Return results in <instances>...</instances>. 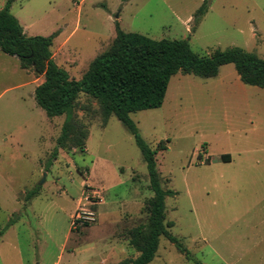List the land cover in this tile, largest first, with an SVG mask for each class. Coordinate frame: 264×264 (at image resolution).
Segmentation results:
<instances>
[{"label":"rangeland","instance_id":"374dc122","mask_svg":"<svg viewBox=\"0 0 264 264\" xmlns=\"http://www.w3.org/2000/svg\"><path fill=\"white\" fill-rule=\"evenodd\" d=\"M203 1L14 0L10 12L26 36L56 33L53 60L76 81L110 46L116 22L154 40L188 39L200 56L236 47L264 60V0H210L195 23ZM42 78L0 51V264H100L106 245L146 221V164L122 123L112 115L104 125L82 93L75 113L88 128L85 151L57 148L64 116L36 105ZM130 118L152 149L169 139L155 155L161 185L174 193L165 221L191 257L160 237L149 264H264V88L241 82L232 64L210 78L179 72L160 107ZM79 207L96 210V222L71 229ZM108 255L106 264L124 257Z\"/></svg>","mask_w":264,"mask_h":264},{"label":"trees","instance_id":"16d2710c","mask_svg":"<svg viewBox=\"0 0 264 264\" xmlns=\"http://www.w3.org/2000/svg\"><path fill=\"white\" fill-rule=\"evenodd\" d=\"M13 1L6 0L0 9V51L17 57L21 69H31L34 75L43 77L34 89V100L47 117L64 116L56 139L57 148L85 151L88 128L75 113L78 96L82 93L96 101L104 125L112 115L122 123L145 161L153 195L145 204L146 221L126 232L128 245L138 255L117 264H149L156 255L160 237L190 259L189 252L168 231L172 224L165 221V198L174 193L162 187L155 155L167 149L169 139L160 141L156 149H152L138 134L130 114L160 107L170 78L179 72L210 78L217 75L220 66L232 64L241 82L264 88V60L236 47L200 56L192 51L188 39L154 40L139 33L124 32L116 22L110 46L93 59L87 72L76 81L69 79L67 72L53 60L51 47L56 33L47 37L26 36L10 12ZM209 2L204 0L196 10L195 23L205 15ZM222 159L229 162L228 155ZM35 194L36 191H31L25 198ZM12 224L10 220L5 228Z\"/></svg>","mask_w":264,"mask_h":264},{"label":"crops","instance_id":"0c3cea01","mask_svg":"<svg viewBox=\"0 0 264 264\" xmlns=\"http://www.w3.org/2000/svg\"><path fill=\"white\" fill-rule=\"evenodd\" d=\"M43 81V78L42 79H39V83L38 84H36L35 85V87L37 86V85H39L41 82ZM24 192V191H23ZM115 242H118V241H115ZM131 249H133L132 247H130L129 245H128V242H127V240H121L120 241V243L119 244H114L113 245V243H110L109 245H106L105 246V249L103 250V258H102V260L100 261V264H106V262H107V260L109 259V255H108V253L110 252V253H113V252H116V251H118L119 252V257L121 256V255H124V257L123 258H119L117 261H115L113 264H117V263H119L120 261H122V260H124V259H126V258H135L137 255H138V253L134 250V253H131L130 252V250ZM84 250V249H83ZM82 249H80L79 251L81 252V251H83ZM69 254L71 255V256H73L74 258L76 257L75 255H74V252H72L71 250H69ZM79 255H80V253H79ZM156 256V255H155ZM155 258V257H154ZM153 258V259H154ZM69 264H87L85 261H76V260H70L69 261ZM94 264H96V263H94Z\"/></svg>","mask_w":264,"mask_h":264},{"label":"built area","instance_id":"2783aa9c","mask_svg":"<svg viewBox=\"0 0 264 264\" xmlns=\"http://www.w3.org/2000/svg\"><path fill=\"white\" fill-rule=\"evenodd\" d=\"M96 222V210L90 207H79L71 217V229H77Z\"/></svg>","mask_w":264,"mask_h":264},{"label":"water","instance_id":"95a60500","mask_svg":"<svg viewBox=\"0 0 264 264\" xmlns=\"http://www.w3.org/2000/svg\"><path fill=\"white\" fill-rule=\"evenodd\" d=\"M43 182V180L40 182V184Z\"/></svg>","mask_w":264,"mask_h":264}]
</instances>
